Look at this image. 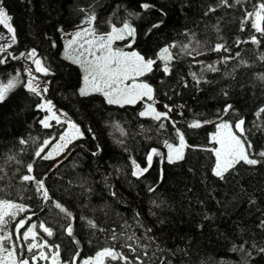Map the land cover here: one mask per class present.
Here are the masks:
<instances>
[{"label": "trees", "instance_id": "obj_1", "mask_svg": "<svg viewBox=\"0 0 264 264\" xmlns=\"http://www.w3.org/2000/svg\"><path fill=\"white\" fill-rule=\"evenodd\" d=\"M2 2L16 33L14 51L35 48L39 52L50 69L48 96L84 132L54 165L56 159L43 160L34 153L42 141L57 139L66 124L43 127V110L38 107L41 96L27 90L24 77L0 102V198L26 205V214L31 216L28 223L33 221L39 228L43 222L53 229L54 235L47 237L39 228L51 245L60 246L62 261L71 264L79 253L76 264H80L95 250L114 247L133 264H137V255L144 264H264L260 251L264 249V162L254 166L241 163L221 180L212 171L214 154L204 150L215 147L211 135L219 121L229 120L234 126L244 119L254 158L264 160L255 155L264 150V113L256 115L264 108V80L259 79L264 76V60L259 59L264 55V37L249 25L241 31L244 12L251 11L258 0H244L240 5L229 0L231 7L222 6L220 0ZM144 3L152 7L142 10ZM85 8L98 20H129L136 33L135 43L127 48L139 50L146 58L156 59L160 49L178 45L172 49L170 74L163 72V63L157 60L153 71L143 78L153 86L157 107L172 108L171 121L189 145L183 160L161 163L154 156L148 172L133 176L132 160L147 167L151 149L163 153V140L177 142L172 123L164 121L166 130H160L156 121L139 116L146 99L121 106L108 104L99 93L80 95L81 68L62 56L61 27L77 22ZM161 21L159 28H152ZM252 35L261 39L259 46L237 44ZM126 41L117 43L126 47ZM217 43L225 44L228 51H212ZM183 45L195 49L192 55L180 52ZM14 62L11 69H1L0 63L1 77L8 79L21 71L18 61ZM206 63L217 71L204 69ZM191 73H196L199 84ZM226 105H232L227 114ZM194 120L202 127H189ZM21 140L27 143L21 144ZM28 164L33 165L32 174L38 180L44 178L51 197L47 204L31 182L21 180L28 174ZM150 187L155 191L150 192ZM52 201L71 212L72 219L55 209ZM89 220L97 227H89ZM70 222L78 245L64 231ZM113 232L118 237L115 241ZM133 234L138 243L126 239ZM125 243L132 244L136 252L123 247Z\"/></svg>", "mask_w": 264, "mask_h": 264}, {"label": "snow or ice", "instance_id": "obj_2", "mask_svg": "<svg viewBox=\"0 0 264 264\" xmlns=\"http://www.w3.org/2000/svg\"><path fill=\"white\" fill-rule=\"evenodd\" d=\"M243 2L244 0H234L236 5H240ZM220 4L222 6H232L229 4V0H220ZM140 7L142 10L146 11L152 6L144 3L141 4ZM209 11H215V8H210ZM132 15L133 14L129 13L130 17ZM10 19L6 10L0 7V24H3L7 28L12 34L13 41H15V29L8 23ZM94 21L95 16L93 15L89 20L85 21V23L92 25ZM162 23L161 21L153 24L152 28H159ZM245 25H249L255 33H258L260 37H264V0H258V2L253 3L252 10L244 12V18L241 21V31L244 30ZM110 29L111 30L107 34L100 35L96 33L94 27L77 31L73 34L72 39L67 41L64 55L66 59L79 65L83 70L84 86L79 89L81 96L99 93L106 99L108 104H117L121 106L136 104L138 101L147 98L151 103H146L144 110L139 113V116L148 117L156 121L160 130H166L164 121H170L172 123L177 143L173 144L169 143L168 140H164L163 144L167 149L166 154L161 153L155 148L151 149L146 156L147 167L143 168L135 160H132L134 169L132 175L139 178L152 167L154 156L159 157L161 163H163L165 159L168 163H176L184 159L185 150L189 147L185 140L184 133L175 126V121H171L169 112L172 111V108L165 105L166 111H157L154 106L156 101L154 99L153 87L147 82L140 80L141 77L153 71V66L157 63V60L163 63V72L165 74H170L171 68L169 64L174 60L172 49L177 48L178 45L172 44L165 46L160 49L156 59H146L137 51H125L122 48L113 47L116 41H123L127 38H131V41L126 47H131V45L135 43L136 29L129 20L126 19L121 27L110 25ZM149 31H151V29H149ZM240 43H251L259 46L261 44V39L256 35H252L249 40H238L237 44ZM74 45H77L75 49H73ZM197 45H199V42H197ZM8 47H11V45H8ZM179 47L188 55H192V52L195 51V49L190 50V45ZM70 49L73 50L72 53L69 52ZM221 50L228 51L225 44L217 43L212 48V51L216 52ZM3 51H5V49L0 47V52ZM199 54L200 53L197 52V55ZM24 55L35 64L38 72H42L45 75L48 74V69L43 66V61L36 59L37 53L35 49H32L27 54H21V56ZM236 55L239 56V53ZM16 58L17 57H13V59ZM6 59V57L0 59V63H5ZM227 59L228 58L223 62H227ZM259 59L264 60V55H261ZM208 69L213 72L217 71L213 65H208ZM27 72L31 77V70H27ZM191 75L193 80L199 84L200 80L197 78L196 73H191ZM34 79L33 77L27 81L26 88L32 94L40 96V90L33 84ZM259 79L264 80V76H260ZM19 83L20 81L16 77L10 78L6 83L0 82V102H3L6 96L13 91ZM43 91L46 93L48 89L44 88ZM225 95H227V93H225ZM38 107L49 113V115H46L44 119L40 121L44 128L52 127L50 121L67 125V130L59 136L55 144H52V139H56V137L46 139L38 145L34 153L36 157L43 160L54 159L56 156L60 155L73 140L82 137L83 133L74 122L70 120L62 121L61 116L53 111L54 106L51 101H44L40 103ZM230 110H232V105H226L224 113L227 114ZM261 113H264V108H260L256 115L260 116ZM210 122L211 121H205V123ZM244 124V119L237 120L234 126L230 122L221 120L216 124L217 131L211 136V140L218 144V147L204 149L214 154L215 162L212 171L213 174L221 180L224 179L225 174L235 169V167L241 163L254 166L264 162L262 159L254 158L252 151L253 146L245 136L246 130ZM188 126L191 128H199L202 127V124L199 120H194ZM89 131H91V129H89ZM20 143L25 144L27 142L21 140ZM50 144V150L45 153V149ZM95 154L96 153H93V155ZM255 155L264 158V150L255 153ZM27 172L28 174L23 175L21 180L23 182H31L34 186L35 193L47 204L51 201V197L45 186L44 178L38 180L35 175L32 174V164L27 165ZM160 179H163L162 169ZM149 191H155V188L150 187ZM113 195H115V193H113ZM52 204L53 207L65 217L70 220L72 219L71 212L62 207L60 203L52 201ZM28 211L29 209L24 204L9 199H0V264H41V262H47V264H63L59 258L60 246L49 244L47 239L43 237L38 239L39 233L36 231L37 224L35 222L31 223L21 235V229L25 228V225L31 220V216H26L19 220H17V217L21 213H26ZM13 222H15L14 230L8 228V225ZM87 223L91 228L97 227L94 221L89 220ZM140 227L143 226L140 225ZM261 227H264V221H261ZM39 228L47 237L54 235L53 229L46 226L43 222L39 224ZM100 230L103 231L102 229ZM64 231L69 238L73 239V243L79 244V241L74 239L71 222ZM148 231L151 230L149 229ZM13 235H15V239H13ZM111 239L113 241L118 239L115 232H113ZM126 239L136 240L137 243L139 242L134 234L129 235ZM21 241L24 243H21ZM123 247L128 248L131 252H136V248L133 247L132 244L125 243ZM143 247L146 248V245ZM25 251L31 255L25 256ZM260 251L264 252V249H260ZM143 255L146 257L148 255L147 251H144ZM78 258L79 253L73 257L71 264H76ZM135 260L137 264H144L143 259H141L139 255L135 257ZM109 261H122L123 264H133V261L126 256L123 251H118L114 247H104L97 251L95 256L84 259L82 264H108Z\"/></svg>", "mask_w": 264, "mask_h": 264}, {"label": "rangeland", "instance_id": "obj_3", "mask_svg": "<svg viewBox=\"0 0 264 264\" xmlns=\"http://www.w3.org/2000/svg\"><path fill=\"white\" fill-rule=\"evenodd\" d=\"M0 7L4 8V9L6 10V8H5L4 5H3L2 0H0ZM6 12H7L8 16L11 18L10 14L8 13L7 10H6ZM93 15L95 16V14L90 10V8H89V9H88V8H85V9L83 10V14H82V16L80 17V19H79L77 22L73 23V24L70 25V26H62V27H61V36H62V40H63L62 56H63L64 58H65L64 53H65V50H66L67 41H68L69 39H72L73 34L76 33L77 31H80L81 29H86V28L94 27V28H95V31H96V33H97L98 35H100V34H107V33L111 30V29H110V25H116L117 27H121V26H122V23H123V22H114V21H112L111 19H105V18H103V19H101V20H98V19L96 18V16H95V21H94V23H93L92 25H90L89 23H85V21L89 20V18L92 17ZM104 22H105V23H104ZM8 23L10 24V26H11L12 28H14V25H13L11 19L8 21ZM103 23H104V24H103ZM126 40H127V41H126ZM125 41H126L125 43L129 44L130 41H131V38H127V39H125ZM15 42H16V33H15V41H13L12 34L7 30V28H6L3 24H0V47H3V48L5 49V51L0 52V59H4L5 57L7 58L5 63H1V64L3 65V67L1 66V69H2V68H4V69H7V68H8V69H11V67H13L14 64H16L14 61H18V62H17V66L20 65V67H21V71H19V72L17 71V72H15V73H13L12 75H10V78H12V77H16L18 80H21V78L24 77L25 83H27L28 80H30V79H32V78L34 77L35 79L33 80V84H34V86L38 87V89H39L40 92H41V95H40V96H41V102H40V103H42V102H44V101H51L52 104H53V106H54L53 111H55L58 115L61 116V120H62V121L70 120V121L74 122V123L80 128L81 132H82L83 135H84V132H83L81 126L75 122V120L73 119V117L70 116L65 110H63L62 108H60L59 106H57V105L52 101V99L48 96V91H47L46 93L43 91L44 88H47V89L49 90V86H50V83H51V79H50V69L45 65V63H44V61H43L41 55L39 54V52H38L35 48H26V49H23V50H20V51H14L13 47H14V45H15ZM117 42H119V41H116V42L113 44V47H114V48H122V49H124L125 51H137V52H139V50H137V49H135V48L133 49V48L123 47L122 44H118ZM8 45H11V47H8ZM76 47H77V45H74V46H73V49H75ZM32 49H35V50H36V53H37V55H36V59H40V60H42V61H43V66L46 67V68L48 69V74H47V75H45V74L42 73V72H38V71L36 70V66H35V64H34L31 60H29V59L27 58L26 55L21 56L22 53H23V54H27V53H29ZM69 52L72 53L73 50L70 49ZM180 52H184V51L181 50ZM139 53H140V52H139ZM172 53H173V51H172ZM73 54H74V53H73ZM140 54H141V53H140ZM141 55H142V54H141ZM143 56H144V55H143ZM13 57H17V58H16V59H13ZM144 57H145V56H144ZM145 58H146V57H145ZM65 59H66V58H65ZM146 59H147V58H146ZM67 60H69V59H67ZM69 61H71V60H69ZM71 62H72V61H71ZM208 65H211V63H206V64H204V65H203V68H204V69H208ZM79 67H80V66H79ZM27 70H31V77L28 75ZM81 73H82V77H81V85H80L79 89L82 88V87L84 86V81H83V75H84V73H83V70H82V69H81ZM10 78H8V79H7V78L4 79V78L1 77V75H0V82H4V83H6ZM140 80H142V81L147 82L148 84H150V83H149L147 80H145L143 77H141ZM150 85H151V84H150ZM151 86H152V85H151ZM152 87H153V86H152ZM145 99H146V100H145V105H146V103H151V101H149L147 98H145ZM154 106H155V108L157 109V111H160V112H164V111H165V110H162V109L158 108L156 104H155ZM144 108H145V107H144ZM42 110H43V109H42ZM143 110H144V109H143ZM62 114H66V115H62ZM46 115H49V113H48L46 110H43V117H42V119H44V117H45ZM42 119H41V120H42ZM223 121L230 122L229 120H225V119H224ZM54 122H55V121H50L51 124H53ZM219 122H220V121H219ZM219 122H218V123H219ZM55 123H56V122H55ZM230 123H231V122H230ZM66 130H67V125L65 126V129L63 130V132L60 133V135L63 134ZM234 130H235V129H234ZM216 131H217V128L212 132V134L215 133ZM60 135H59V136H60ZM59 136H58V138H59ZM211 136H212V135H211ZM58 138H57L56 140L52 141V144H55V143L57 142ZM47 139H50V138H47ZM165 140H166V139H165ZM185 140H186V139H185ZM73 141H74V140H73ZM73 141H72V142H73ZM163 141H164V140H163ZM72 142L68 145V147L72 144ZM168 142H169V143H173V144L177 143V142H173V141H170V140H168ZM163 146H164V144H163ZM68 147H67V148H66V149H65L60 155L56 156L54 159H57V158L61 157V156L67 151ZM215 147H218V144L215 143ZM50 148H51V144L45 149V153H46L47 151H49ZM163 153H164V154L167 153V149H166L165 147H164V151H163ZM0 199H2V198H0ZM14 202H15V201H14ZM17 203H19V202H17ZM25 206H26V205H25ZM26 216H29V214H28V213H27V214H26V213H21V214L17 217V220L22 219V218H24V217H26ZM13 223H15V222H13ZM31 223H33V221H32V222H29L28 225L25 227V229H24L23 231H25L26 228H27ZM8 228L14 230V228H13V224H12V223L9 224V225H8ZM23 231L21 232V235H22ZM36 231L39 233V237H38V239H39L40 237H43L44 239H46L45 236H44V234L39 230L38 227H37ZM13 239H15V235H13ZM47 241H48V240H47ZM21 243H24V242L21 241ZM48 243H49V242H48ZM49 244H50V243H49ZM99 250H101V249L95 250L90 256H88V257H86V258H89V257H93V256H95V253H96L97 251H99ZM24 255H25V256H30L31 254H29V253H27V252L25 251ZM59 258H60V260L62 261L61 257H59ZM86 258H84V259H86ZM84 259H82V261H83ZM82 261L80 262V264H82ZM62 262H63V264H68V263L65 262V261H62ZM41 264H47V262H41Z\"/></svg>", "mask_w": 264, "mask_h": 264}, {"label": "water", "instance_id": "obj_4", "mask_svg": "<svg viewBox=\"0 0 264 264\" xmlns=\"http://www.w3.org/2000/svg\"><path fill=\"white\" fill-rule=\"evenodd\" d=\"M65 156H66V155L57 158V159L55 160V162H54V165H56V164H57L60 160H62Z\"/></svg>", "mask_w": 264, "mask_h": 264}]
</instances>
